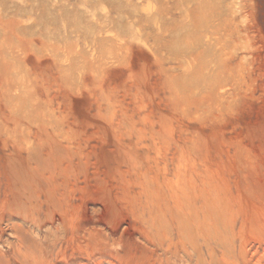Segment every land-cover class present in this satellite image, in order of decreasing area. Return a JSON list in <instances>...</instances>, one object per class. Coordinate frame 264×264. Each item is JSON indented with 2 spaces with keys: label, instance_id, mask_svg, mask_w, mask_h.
I'll return each mask as SVG.
<instances>
[{
  "label": "rangeland",
  "instance_id": "1",
  "mask_svg": "<svg viewBox=\"0 0 264 264\" xmlns=\"http://www.w3.org/2000/svg\"><path fill=\"white\" fill-rule=\"evenodd\" d=\"M103 227L137 239L105 256ZM215 235L264 264V0H0V264H197Z\"/></svg>",
  "mask_w": 264,
  "mask_h": 264
},
{
  "label": "bare ground",
  "instance_id": "2",
  "mask_svg": "<svg viewBox=\"0 0 264 264\" xmlns=\"http://www.w3.org/2000/svg\"><path fill=\"white\" fill-rule=\"evenodd\" d=\"M223 209H225V208H223ZM218 210V211H217ZM215 211V210H214ZM220 211V208H218V209H216V212L215 213H217V212H219ZM222 212V209H221V211H220V213ZM225 212V211H224ZM214 213V214H215ZM103 214V208L102 207H98L97 209H94L93 210V215H94V217L95 218H97V220L101 217V215ZM228 215V214H227ZM217 216H219V214L217 215ZM229 216V215H228ZM214 217V216H213ZM220 217V216H219ZM221 219L222 218H224V216L223 217H220ZM225 219V218H224ZM228 219V218H227ZM212 220H214V219H212ZM215 221H217V219H215ZM213 222V221H212ZM222 222H223V220H222ZM234 222V221H233ZM214 223V222H213ZM217 223V222H216ZM216 223H214L215 224V226H216ZM220 223V222H219ZM226 223H227V221H226ZM212 224V223H211ZM225 224V223H224ZM231 224H232V222H231ZM233 224H235V223H233ZM230 225V224H229ZM208 226V225H207ZM206 226V227H207ZM220 226V225H219ZM226 226V225H225ZM213 227V226H212ZM239 227V226H238ZM227 228V227H226ZM231 228V227H230ZM235 228H236V226H235ZM98 229V228H97ZM99 230V231H98ZM97 231L98 232H101V234H96V235H99V236H104L105 237V239H107V240H109L112 244H105V245H107V246H109V247H112V248H110L108 251H107V253L105 254V256H111V255H115V254H117V252H118V246H120L121 245V243L122 242H126V241H135V239H137V237H134L133 236V233L129 230V227H123L122 229H119V228H117V230L116 231H112L113 229L112 228H107V227H103L102 229H98ZM213 230V229H212ZM217 229L215 228V231H216ZM228 230V229H227ZM239 230V229H238ZM93 231H95V230H93ZM97 231H95V232H97ZM208 231H210V230H208ZM235 231V230H234ZM217 232V231H216ZM222 232V231H221ZM241 232V231H240ZM93 233V232H92ZM212 233V232H211ZM232 233V232H231ZM230 233V234H231ZM234 233V232H233ZM218 234H220V230H219V233ZM235 234H236V232H235ZM206 235H208L207 233H206ZM227 236H229L228 235V233H227ZM237 236V235H236ZM233 237V236H232ZM238 237H240V235L238 236ZM219 239L221 238V237H218ZM229 238V237H228ZM237 238V237H236ZM235 238V239H236ZM141 238H139L138 239V241L140 240ZM233 239V238H232ZM242 239V238H241ZM240 239V240H241ZM234 240V239H233ZM233 240H230V238L229 239H222V241H218L217 240V235H215V236H211L210 237V239H209V237H207L206 238V240H205V250H204V254H202L203 253V251H201L202 253L200 254V253H196L195 254V256L197 257V264H219V262L220 261H222V259L224 258V257H226L227 259H229V258H235V252H236V247L234 246L235 245V241H233ZM188 242H190L189 244H191L192 246H193V249H194V252L196 251V248H197V241L196 240H194V239H190V240H188ZM262 242H264V241H262ZM237 243H238V241H237ZM236 243V244H237ZM241 242H239V244H240ZM245 243V242H244ZM243 243V244H244ZM114 245V246H113ZM202 245H203V243H202ZM238 245V244H237ZM188 246V245H187ZM194 246H196V248L194 247ZM244 246V245H243ZM190 247V246H189ZM203 247V246H202ZM242 247V246H241ZM191 248V247H190ZM255 248V247H254ZM259 248V247H258ZM262 248L263 249H261V250H263L264 251V246H262ZM204 249V248H203ZM218 250V251H217ZM241 250H242V252L243 253H240V256L242 255V254H244V256H246V257H248V252L244 249V247H242L241 248ZM97 251V254H99V255H102V252H103V250L102 249H97L96 250ZM192 251V250H191ZM252 251V250H251ZM255 251V250H254ZM185 253V252H184ZM251 253V252H250ZM258 253V252H257ZM104 254V253H103ZM254 253H252V254H250V255H253ZM258 256V255H257ZM245 257V258H246ZM249 258H251V257H249ZM240 259V258H239ZM238 259V260H239ZM242 259V258H241ZM247 259V258H246ZM229 261L231 262V260L229 259ZM236 261V260H235ZM247 262V261H246ZM228 263V262H227ZM236 263V262H235ZM249 263H251L250 261L248 262V264ZM106 264H112V263H106ZM226 264V263H225ZM238 264V263H237ZM252 264V263H251ZM261 264V263H260Z\"/></svg>",
  "mask_w": 264,
  "mask_h": 264
}]
</instances>
